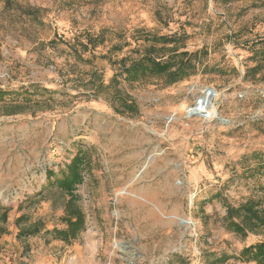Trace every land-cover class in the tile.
Returning a JSON list of instances; mask_svg holds the SVG:
<instances>
[{"label": "rangeland", "instance_id": "374dc122", "mask_svg": "<svg viewBox=\"0 0 264 264\" xmlns=\"http://www.w3.org/2000/svg\"><path fill=\"white\" fill-rule=\"evenodd\" d=\"M261 48L264 0H0V264H256L264 227L228 225L264 211ZM175 51L207 55L173 85L119 78ZM80 151L71 198L47 176Z\"/></svg>", "mask_w": 264, "mask_h": 264}, {"label": "trees", "instance_id": "16d2710c", "mask_svg": "<svg viewBox=\"0 0 264 264\" xmlns=\"http://www.w3.org/2000/svg\"><path fill=\"white\" fill-rule=\"evenodd\" d=\"M166 40L165 42H167ZM205 51H198L197 53H189L184 51L182 53H177L176 51L170 54L167 57V60H163L162 58L156 57L154 54H146L142 58L136 60L135 62H131L128 66L126 63L123 64V73L119 78L125 79L128 83L132 82H146L148 80H152V78H160L163 79L165 84L173 85L176 83H180L181 81L194 76L197 73L198 64H201L202 56H206ZM257 59V66L250 71H257L264 68V48L259 49V51L253 56ZM128 67H127V66ZM119 78L114 77L111 81V84L118 88L120 86ZM118 81V82H117ZM120 93L116 90L115 97ZM9 93H0V100L4 98ZM121 109L125 108L126 112H136L135 106L126 105L124 101L121 102ZM87 156L81 151L77 153L75 158L71 161L66 167V171L61 180H56L55 182H51V179H54V172L49 171L47 178L50 180V186L57 187L62 191H65L71 195L73 198V192L76 187L81 184L84 180L83 172L87 166ZM252 173L264 172V162L260 163L255 169H251ZM260 202L255 201L254 199H250L247 204L241 206L238 210H233L229 208V214H234L231 216L230 224L228 225L229 230L235 231L237 234L242 235L243 238H247L248 234L244 227V223L253 226L264 227V211H258ZM244 219L243 223L236 221L237 218ZM73 216H75L76 220L72 221ZM68 224L70 225L69 231L58 232L60 236L67 238L70 236L71 238H76V232L79 231L83 227L84 223V215L82 212H74L72 216L66 219ZM71 230L73 233L71 234ZM69 233V235H67ZM241 257L245 258L248 262H255L256 264H264V242L257 243L254 245H250L246 247L241 252ZM228 258H224L227 260Z\"/></svg>", "mask_w": 264, "mask_h": 264}, {"label": "bare ground", "instance_id": "6f19581e", "mask_svg": "<svg viewBox=\"0 0 264 264\" xmlns=\"http://www.w3.org/2000/svg\"><path fill=\"white\" fill-rule=\"evenodd\" d=\"M206 99V98H205ZM204 99V100H205ZM204 105H199L196 107L197 111L196 110H193L191 111V114L194 115V116H205V112H204V109H203Z\"/></svg>", "mask_w": 264, "mask_h": 264}, {"label": "water", "instance_id": "95a60500", "mask_svg": "<svg viewBox=\"0 0 264 264\" xmlns=\"http://www.w3.org/2000/svg\"><path fill=\"white\" fill-rule=\"evenodd\" d=\"M207 92L210 94V96H213V94H214V91L211 89H207ZM211 100H212V98H211Z\"/></svg>", "mask_w": 264, "mask_h": 264}]
</instances>
